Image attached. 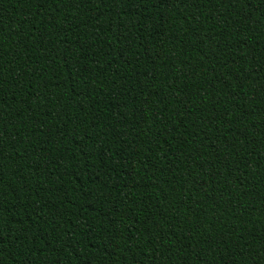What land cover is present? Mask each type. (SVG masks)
Returning a JSON list of instances; mask_svg holds the SVG:
<instances>
[{
  "label": "trees",
  "instance_id": "16d2710c",
  "mask_svg": "<svg viewBox=\"0 0 264 264\" xmlns=\"http://www.w3.org/2000/svg\"><path fill=\"white\" fill-rule=\"evenodd\" d=\"M0 264H264V0H0Z\"/></svg>",
  "mask_w": 264,
  "mask_h": 264
}]
</instances>
